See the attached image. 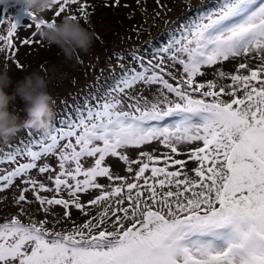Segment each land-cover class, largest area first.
I'll use <instances>...</instances> for the list:
<instances>
[{
    "label": "snow or ice",
    "instance_id": "6c2138e0",
    "mask_svg": "<svg viewBox=\"0 0 264 264\" xmlns=\"http://www.w3.org/2000/svg\"><path fill=\"white\" fill-rule=\"evenodd\" d=\"M78 2L53 0L54 16ZM88 7L79 3L85 20ZM25 15L36 30L55 23ZM7 22L0 43L11 49L21 25L12 16ZM160 51L166 59L147 65L141 60L140 70H125L105 97L77 109L63 127L3 154L0 164L30 159L0 172V192L14 178L28 177L21 179L26 186L15 203H28L31 191L45 213L52 206H62L65 218L73 207L85 216L89 207L100 211L63 232L46 228L47 220L25 224L13 216L0 223V264H264V0H219ZM253 54L260 61L255 68L240 63L235 74L218 72L230 79L228 85L197 80L206 66ZM169 62L180 66L179 76L165 66ZM139 85L156 86L152 99L136 91ZM152 142L169 151H140L138 159L122 151ZM191 144L201 146L180 151ZM182 154L186 160L175 158ZM49 156L59 168L48 176L52 187L29 176L37 168L39 174L52 172L49 164L37 163ZM106 157L124 162L134 173L131 182L114 175ZM87 158H93L89 167ZM189 161L196 163L195 179ZM104 177L108 185L98 182ZM91 190L99 195L82 203L80 194ZM49 192L51 198L41 195Z\"/></svg>",
    "mask_w": 264,
    "mask_h": 264
},
{
    "label": "rangeland",
    "instance_id": "374dc122",
    "mask_svg": "<svg viewBox=\"0 0 264 264\" xmlns=\"http://www.w3.org/2000/svg\"><path fill=\"white\" fill-rule=\"evenodd\" d=\"M79 3H87L89 5V9H93L96 18H98L97 26L99 38H101V36H104V39H107L108 37L112 38L116 37L119 33L123 34V32H127V35H124L125 38L121 39L122 41L120 39L115 40L116 44L114 46L108 44L106 46L107 52H103L102 48L101 51L105 56L102 57L100 61V67L103 71H107L108 68H114L115 65H130L127 66V69L128 67H131L132 69L138 68L136 64L125 61V58H127L124 51L125 42L130 40L134 41L135 39H139L142 37H154V41L159 42L161 38L165 36V38L163 39L164 41H161V43H159L155 48L156 52L161 54L162 52L160 51V49L168 46L174 39H179L183 29L186 26L191 25L201 16H204L213 11L219 5V0H159V3H157V0H119V3H116V0H79L78 4L76 5L66 6L64 13L58 18L54 16V12L58 9V5H54L52 8L43 13L38 19H45L49 22L55 19V22H58L65 15H75V13H77ZM5 7H7V13L4 12ZM0 16L5 17L6 19V24L0 25V35L6 34L8 27L10 26L7 21L11 16L14 19H17L19 21V24L21 25L17 30L18 35H15L14 37L13 47L11 49L5 48V45L3 43H0V48L5 49L4 51L0 52V70L7 67L9 70V75L12 77V79L21 77L23 66L25 68L27 67V72L29 73L34 70H38L36 66L37 60L41 56L46 55L48 53L47 51L52 46H48L40 40L37 34V30L34 27H28V18L19 5L0 6ZM135 16L136 18H134ZM31 23L34 24V22ZM93 29L95 31L94 27ZM33 33H35V35H33ZM26 39L31 41V43L27 45L22 43V41ZM118 40L120 41L116 42ZM116 45L119 47V49L117 50L118 52H114L113 55H110L109 52L114 49ZM93 46L94 49H97V51H99L101 48L99 47V44L97 45L96 40L94 41ZM160 57H165L166 59V55H158L153 59L154 63L159 60ZM127 61H130V59L127 58ZM240 63H247L249 68H255L260 63V61L257 57H255L254 54L250 55L249 57L241 56L230 58L228 61L220 62L216 65L206 66L202 68L204 75L197 77V80L199 82H207L211 80L215 81L218 85H228L231 83L230 79H220L218 77V72L223 71L227 74H235L237 66ZM165 66L170 67V62L166 63ZM122 68L126 69L125 66H123ZM140 69L141 68H139L138 70ZM170 70L175 75H180L181 69L179 65H177L175 68L170 67ZM87 73V69H84L81 73L79 70L78 79L76 77H73L68 79L66 82H59V89L64 88V86H69L76 83ZM241 74H247V71L241 70ZM136 91L141 92L144 96L152 99L153 94L156 92V86H153L150 90H148L143 85H139ZM49 93L53 98V108L55 105L59 104V99L54 95L53 92ZM170 98L172 97L170 96ZM224 99L228 100L231 98L225 96ZM25 136L26 139L22 143L24 147H26L30 142V139L28 138L30 136L29 133ZM15 138L16 137L14 135L10 138V140H13ZM35 138L36 137L34 136L33 139ZM36 141H38V139ZM34 145H36V149L39 150L38 144ZM196 146L201 145H182L180 146V151L182 153H187L188 149L194 148ZM122 151H124L125 154L128 155L131 159H138L140 151L159 155L163 152L169 151V149H165L158 142H152L150 144L142 146L140 149L130 148ZM1 153L2 152H0V159H2L3 157V154ZM175 158L186 160L187 156L182 154L175 156ZM37 163L38 165L47 163L53 169V171L46 174H39L37 168L30 170L29 176L39 182L45 183L48 187H52V183L48 179V176L54 175L56 171H59L57 158L55 156L42 157L41 160ZM92 163L93 158H87L85 161V166L89 167L92 165ZM0 165L2 166L0 168V172H3L5 170L10 171L14 168L12 167L13 165L9 164L7 161ZM105 166L109 167L114 175L128 177L129 182H131V176L134 175V173H128L126 171L127 165H125V163L120 161L117 157H106ZM132 167L135 169L137 166L133 165ZM186 167L189 175L192 176L193 179H195L194 174L191 172V170L196 167V163L193 161H189ZM146 175H150V173H146ZM27 178L28 177L14 178L13 184L8 189L0 192V223L10 221L13 216L18 217L25 224L30 223L33 220L37 222L40 220H47L48 223L45 225L46 228L51 231L63 232L68 231L74 226L73 224L77 223L78 221L87 220L90 216H95L97 212L100 211V207H89L87 209L89 212V216H85L79 210L73 207L69 209L70 218H65L63 215L64 209L62 206H52L49 208V211L45 213L42 211L39 203L35 201V198L32 195L31 191L26 193L27 201H29L28 203L22 202L20 204H17L14 202L15 198L19 196L21 188L26 186L21 183V179ZM82 178L83 177H81V179ZM98 182L103 185H108L110 183L106 177L98 178ZM116 183H119V181H117ZM41 195L51 198L54 193H41ZM61 195L65 199L68 198L66 192L61 193ZM96 195H99V190H91L87 194L82 193L80 194L81 202L86 203Z\"/></svg>",
    "mask_w": 264,
    "mask_h": 264
},
{
    "label": "trees",
    "instance_id": "16d2710c",
    "mask_svg": "<svg viewBox=\"0 0 264 264\" xmlns=\"http://www.w3.org/2000/svg\"><path fill=\"white\" fill-rule=\"evenodd\" d=\"M87 11V19H83L80 17L79 12L77 10L78 21L87 29L95 33V40L97 41V45L99 44L100 50L97 51V49H94V46L92 45L91 49L88 53H79L76 58L73 60H65L63 55L60 53V50L56 46H52L47 51L48 53L44 56H41L37 62L36 66L39 71L46 72L49 69L55 68V72L51 73L53 76L52 82L49 85L48 91L53 92L56 97L59 99V104L55 105L53 109V117L51 119V123L47 129V131L42 130H29L22 128L15 134V139L8 140L7 142L0 141V152L1 154H6L9 152L10 149L15 150L17 147H24L22 143L25 141L26 136L28 133L30 136L28 137L31 140H40L41 138L46 137L49 133L53 132L54 129L63 127L68 119H75L77 115V109L83 108L86 103L95 104L96 98H103L105 97L108 90L114 86L116 80L120 78L125 70L132 69L130 65H123L126 69L122 68L123 66H116L114 68H108L107 71H103L100 67V61L102 57L105 55L103 52H107L106 46L108 44H111V46H114L115 40L117 39H124L127 35V32H123V34L119 33L116 37L112 38H103L104 36H101L99 38L98 34V22L96 18V15L93 11V9H89V7L86 9ZM136 18V16L134 17ZM183 20V19H182ZM174 23V22H173ZM172 23V24H173ZM175 24V23H174ZM95 28V31L93 29ZM165 32V31H164ZM163 32V33H164ZM161 34V33H160ZM124 36V37H123ZM103 38V40H102ZM162 37L159 42L154 41L153 38H139L127 41L124 43V51L128 59L130 61H127V58H125L126 62L134 63L138 66L136 70L142 67L140 64V61L142 60L144 65H147L148 61H153L154 58L158 55H166L165 53H157L156 52V46L161 43V41H164ZM133 39V38H129ZM120 40L116 41L119 42ZM122 41V40H121ZM97 47V48H99ZM103 48V50H102ZM119 47L116 45L114 49H112L109 53L110 55H113L114 52H118L117 50ZM103 52H102V51ZM87 69L88 73L85 74V76L81 77L76 83L71 84L69 86H64V88L59 89V82H66L68 79L76 77L79 78V70L80 73ZM26 72H24V71ZM29 72H27V67L25 68L23 66L22 68V75L19 78L13 79V81L19 80L23 78L24 75H27ZM76 79V80H77ZM74 82V81H73ZM56 89V90H54ZM54 90V91H53ZM17 108H22L23 103L17 98L16 101ZM21 106V107H20ZM24 113L21 112V117L23 118ZM36 137L33 139V137ZM24 139V140H23ZM28 143V142H26ZM26 145V144H25ZM10 146V147H9ZM33 150L36 149V145H33ZM30 162V159L21 156L17 159L16 163L12 164V167L17 166L18 163H25ZM2 166L0 165V168ZM13 170V169H12ZM85 222V220H80L75 224H82ZM74 225V224H73ZM69 226V225H68ZM73 228V227H72ZM70 228L69 230H71ZM68 230V231H69ZM109 230H112L109 228Z\"/></svg>",
    "mask_w": 264,
    "mask_h": 264
},
{
    "label": "clouds",
    "instance_id": "9594fccd",
    "mask_svg": "<svg viewBox=\"0 0 264 264\" xmlns=\"http://www.w3.org/2000/svg\"><path fill=\"white\" fill-rule=\"evenodd\" d=\"M15 5L37 18L54 6L53 0H0V6ZM37 34L46 45L56 46L69 61L79 53H88L95 41V33L69 15L41 27ZM54 72V67L43 73L34 70L13 81L7 67L0 70V141L7 142L22 128L47 131L53 117V98L48 88ZM17 98L23 103L22 108H17Z\"/></svg>",
    "mask_w": 264,
    "mask_h": 264
},
{
    "label": "bare ground",
    "instance_id": "6f19581e",
    "mask_svg": "<svg viewBox=\"0 0 264 264\" xmlns=\"http://www.w3.org/2000/svg\"><path fill=\"white\" fill-rule=\"evenodd\" d=\"M2 57V56H1ZM1 61V60H0Z\"/></svg>",
    "mask_w": 264,
    "mask_h": 264
}]
</instances>
